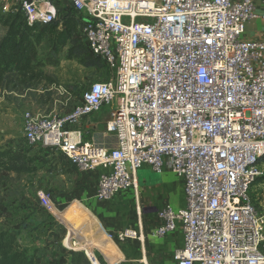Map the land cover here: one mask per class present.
Returning <instances> with one entry per match:
<instances>
[{"label":"built area","instance_id":"1","mask_svg":"<svg viewBox=\"0 0 264 264\" xmlns=\"http://www.w3.org/2000/svg\"><path fill=\"white\" fill-rule=\"evenodd\" d=\"M81 32L111 77L95 82L68 113L26 112L29 147L66 156L82 175L101 171L95 195L108 202L137 189V173L166 168L185 181L186 206L159 212L164 238L184 236L178 264H264V217L250 192L263 175L264 21L254 0H70ZM30 25L57 20L52 0H15ZM88 22H84V19ZM104 109L102 140L83 124ZM48 207L52 199L38 194ZM118 239L141 240L127 229ZM92 258V257H91ZM97 260L95 257H93ZM91 264H93L91 262Z\"/></svg>","mask_w":264,"mask_h":264},{"label":"rangeland","instance_id":"2","mask_svg":"<svg viewBox=\"0 0 264 264\" xmlns=\"http://www.w3.org/2000/svg\"><path fill=\"white\" fill-rule=\"evenodd\" d=\"M15 4V0H0V13L7 5L14 7ZM84 22H88V19L85 18ZM47 53L46 50L42 51V55ZM59 59L57 65L48 64L44 67L48 80L30 90L7 93L0 97V148L19 146L24 151L32 149L33 154L39 157L37 172L20 177L10 176L8 180L0 182V231L21 227L20 243L31 253L37 251L42 257V264H48L60 251L56 239L60 233V225L68 235L65 224L54 213L56 210L66 212L74 204H78L88 212L89 218L100 224L88 206V197L92 192L88 175L79 174L57 152L42 147H29L24 137L23 122L26 112L40 116L68 113L80 102L82 94L91 84L104 82L111 77L107 68L87 69L77 61H67L65 55H61ZM105 115L95 116L101 131L104 122L112 118L110 110L107 118ZM260 170L263 175L250 195L264 217V163L260 165ZM40 192L52 199L53 209L40 200ZM89 239L92 242L90 235ZM61 244L69 251L75 250L76 246H86L92 250L94 256L91 257H95L99 264L110 262L98 248L78 235H73L67 244L64 241Z\"/></svg>","mask_w":264,"mask_h":264},{"label":"trees","instance_id":"3","mask_svg":"<svg viewBox=\"0 0 264 264\" xmlns=\"http://www.w3.org/2000/svg\"><path fill=\"white\" fill-rule=\"evenodd\" d=\"M81 19L71 5L64 6L62 10L57 9V20L50 24L30 25L20 8L0 13V97L30 90L48 80L44 67L48 64L57 65L61 55H65L67 61H77L87 69L109 70L86 43L80 29ZM44 50L48 52L46 55H42ZM59 154L71 166L66 156ZM38 160V155L33 154L32 149L24 151L19 146L0 148V182L8 180L10 176L20 177L37 172ZM262 163L264 156L259 166ZM64 224L68 235L60 225V233L56 237L60 251L48 264H91L85 254L94 256L90 248L76 246L75 250L70 251L63 248L61 243L64 241L67 244L77 234L73 226ZM20 232L19 226L0 231V264H42V257L37 251L31 253L20 243ZM93 264H99L98 260H93Z\"/></svg>","mask_w":264,"mask_h":264},{"label":"crops","instance_id":"4","mask_svg":"<svg viewBox=\"0 0 264 264\" xmlns=\"http://www.w3.org/2000/svg\"><path fill=\"white\" fill-rule=\"evenodd\" d=\"M52 1L58 10H62L66 6L64 4L72 6L70 0H63L62 3L60 0ZM254 6L256 13H260L264 7V0H254ZM263 31L264 21L252 20L246 24L245 38L258 39ZM101 114L108 116V109L93 115L83 124L82 129L87 139L94 137L102 140L108 120L104 122L101 131L100 123L95 121V116ZM100 174L101 171L87 174L91 181L89 188L92 191L88 197V206L102 226L89 218L88 212L81 206H72L66 212L56 210L54 212L56 217L61 222L73 226L77 231L76 235L87 239L93 247L98 248L111 262L108 264H178L175 253L182 249L184 244L180 224L173 233L164 238H152L150 233L162 224L159 219L161 210L169 206L179 210L186 206L184 179L168 168L159 175L145 165L137 173V189L123 191L112 200L103 202L95 195ZM127 229L138 231L143 236V241L133 239L120 241L119 234ZM89 235L92 242L91 238L88 240Z\"/></svg>","mask_w":264,"mask_h":264},{"label":"water","instance_id":"5","mask_svg":"<svg viewBox=\"0 0 264 264\" xmlns=\"http://www.w3.org/2000/svg\"><path fill=\"white\" fill-rule=\"evenodd\" d=\"M86 253V252H85ZM87 257L89 258L90 262L93 263V260H95L93 257L91 258L87 253H86Z\"/></svg>","mask_w":264,"mask_h":264},{"label":"bare ground","instance_id":"6","mask_svg":"<svg viewBox=\"0 0 264 264\" xmlns=\"http://www.w3.org/2000/svg\"><path fill=\"white\" fill-rule=\"evenodd\" d=\"M74 206H76V207H79V205H78V204H74ZM104 236H106V234H104Z\"/></svg>","mask_w":264,"mask_h":264}]
</instances>
